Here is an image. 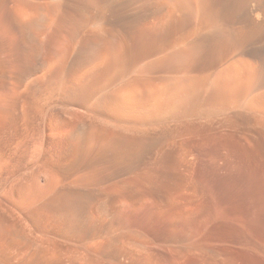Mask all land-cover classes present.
<instances>
[{"label": "bare ground", "instance_id": "6f19581e", "mask_svg": "<svg viewBox=\"0 0 264 264\" xmlns=\"http://www.w3.org/2000/svg\"><path fill=\"white\" fill-rule=\"evenodd\" d=\"M76 1L79 3V0H71L70 2H67L66 0H0V99L4 97L7 92L16 90L17 87L15 88V86H19L20 84V77L16 74L19 60H28L30 57L33 58L32 62L29 63L30 69L27 72L29 74L33 71H40L45 68L48 60L56 59L59 54V49L58 51L54 50L55 52L48 50L50 47H48V35L46 33H52L50 30L51 27H54L55 25L53 26V24L57 23L60 19V21L64 24L62 25L64 27V29H62L64 34H55V36L58 38L61 37L60 40H62V43L65 44L62 45V47L66 46V50L64 49L66 52L71 49V56L74 59L73 62L77 64H75V78H77L74 80L75 86L73 84L72 86L77 89V84L79 89L77 90L78 92L81 90V95L83 92L82 90H85L86 92L87 89L94 90L95 87H99V89L102 88L100 91L98 88L96 89L101 93H99V97L94 96L95 94H93L92 97H97V99L94 98L95 100H93L96 102V106L100 105L101 111L102 108H104L103 110L107 113L105 116H99L95 114L97 113L95 110V113L77 110L79 111L77 114L80 116L74 120L67 113L64 105H60V94V98L57 100L56 105L58 106V112L52 115L48 114L50 116V118L48 117L49 124L47 125V120L45 121L47 126H43L42 128L39 126L30 127L28 126V123H26V126H28L27 128L21 127L19 129L18 127V141L15 151L19 155L17 156L22 163V165L20 163L18 164L21 165V168L19 167V169H22L23 166V170L20 172L21 175L20 173L18 175L19 178L17 183L21 189L23 188V195H29V193H27V188L30 186L31 180L35 182L34 184L31 183L34 185V188L37 185L39 186V190L40 188H43L44 191L46 190L45 192H54L53 194L51 193L53 195L51 198L49 195L48 198L50 199L46 205H53L49 208L51 209L53 207V210H51L54 211V220L51 218L52 221H50L51 224H49V226H52V222H55V224H53V228H56L53 229L52 232L54 230L57 231L56 234L59 236V240H61V242L58 241L57 237H54L56 239L52 238L53 240H51L47 239L48 237L44 238V235L40 236L39 234L32 233L33 231L30 232V230L27 229L26 224L22 221V225H16L17 220L14 218L15 216L11 217L13 216L12 214L10 216L11 219L14 218L16 220L12 221L16 224L12 223V225L9 223L10 225L8 226L9 232L14 239L12 241V245H10L12 250L11 248V251L9 250L12 254L9 253L8 257L3 255L2 257L6 258H3L2 260L1 257L0 264H117L121 262V260H117L114 255V246H116L115 244L119 238L113 233L117 224L125 226L127 230H125L127 232H125L127 240L134 245V248L138 253L146 256H151L152 251L154 252L157 250L154 248V245L162 244L161 238L154 237L152 235L156 227L164 228L170 226L172 221H183V228L185 229L187 237L192 233V227L194 224V202L198 192V186L193 173L195 135L192 131H183L177 121L179 119L171 113L181 100L180 91L182 89L180 90V88L182 84H185L183 83L185 80L183 81V79L178 76L175 77V74L172 75L173 73L171 75L154 76L155 73L153 74L152 72L153 75L149 74L148 76H143L140 74L132 79L129 78L126 81L123 80V77H120L116 79V81H118L117 84L115 83L116 86L110 84L111 81L115 80L118 76L115 75L116 77L114 76L115 78L111 80L114 74H118V70L120 69L118 66L120 63L119 61L121 59L124 60V58L126 59L131 52L128 51V47L131 43L129 42V34H126L125 32L127 28L124 27L126 28L124 29L122 26L121 31H119L118 34L117 29L110 21H108L109 19L104 17V14H106L111 7H114V4L120 2V0H81L86 4V6L88 5L91 8V12L88 10L91 14H85L86 16L84 15L85 17L80 19L82 20L81 23L79 22V19V23L76 22L77 20L69 11V8L71 9L73 5L75 6ZM172 1L176 2V0H166L164 2V7L166 6V14L167 12L170 14L171 10L175 7L174 5H176ZM231 1L235 5L248 7L247 14L256 19V21L262 22L264 20V0ZM159 3L160 2H158V4ZM158 4L155 6H158ZM162 4L163 3H161V5ZM208 4L209 3H207L206 6L207 8ZM79 7L77 8L79 9ZM87 9L89 8L87 7ZM88 11L85 12L88 13ZM166 14L163 18L170 16H166ZM208 16L210 18L212 17L210 13H208ZM33 25H35L34 29ZM124 25L126 26L127 24L125 23ZM166 25L168 26V24ZM61 27L59 28L61 29ZM54 28H56V26ZM82 31L84 33L86 31L88 34H82ZM56 32L60 33L61 31L59 32L56 30ZM51 37L52 39H55L52 35ZM52 39L50 38V40ZM60 40L59 42H61ZM160 40L162 41V38ZM157 41H155V43ZM55 44L56 43L54 42V45ZM155 45L156 44H153V46ZM159 45L160 43L157 46ZM176 45H172L173 47L170 48L172 49V56L179 53ZM143 47H145V45ZM56 48L57 47L54 49ZM45 52H47L46 55ZM61 53L64 55L62 48ZM121 53L122 58L118 59ZM166 53L164 52L163 55ZM48 54L50 55L49 58ZM61 55L59 60L66 57H61ZM69 55L70 54H68V56ZM240 55V51H238L235 55L233 54L230 62L228 61L229 63L224 66V69L227 70L225 72L226 75H232L237 79L243 75L242 70L244 69L241 67V64L244 63V58ZM249 60H251V58ZM116 61L118 64H116ZM115 64L117 65L116 68H118L117 72ZM52 67L55 68L56 66L54 67L53 65ZM63 70L64 68L57 70V72H53L52 70L48 71L44 75H41L40 77L38 76L39 78L31 82V85L34 87V91H36L39 97L46 95L45 97L50 99L55 94L54 92H62L63 89L66 88H64V86H67L68 83L65 84L64 74L59 75L60 71L63 72ZM112 70L115 71L113 75ZM27 73L26 75H28ZM73 73L74 72H72V74ZM23 75L26 76L25 74ZM69 75L71 74L69 73ZM193 77H195V75ZM66 78V81H70V79L68 80L67 73ZM71 79L73 81V78ZM215 80H211V87L216 84ZM247 83L245 85L244 83L238 84L237 88L239 89L238 91H240L238 97L240 98L237 100V109H233L235 110L233 112L234 117H226L223 113L222 114L224 116H217V110H219L222 105L219 107L218 100H220V97L218 98L219 94L217 89L214 90L215 95L211 96V101L209 102L210 106H208L212 109L211 119L209 120L208 138L213 142L216 148L219 145L224 147L225 152L223 151V156L225 159V165L228 161H231L235 163L236 167L237 165L238 168L240 167L239 169L241 173L246 171L247 174H250L255 180V190L257 191V195L255 197L253 195V199L257 200H255L258 204L256 206L259 208H257V210L262 216V224L260 225L262 228L258 230V233L255 235L256 237L252 246L259 260L262 264H264V151L259 149L258 151L255 149V146L253 147L252 145L253 140H256L254 138L258 133L264 137V81L259 80L251 84ZM72 86L68 85L67 89L69 90L65 89L67 90L66 93H64V91L62 93L66 95L67 93L72 92L73 94L76 90L74 91L73 89L71 91L70 89L73 88ZM215 88H217L216 85ZM96 90L94 91L97 94L98 92ZM91 91L89 93H93ZM89 93L87 92L88 95ZM77 94L80 95V93ZM89 96L87 97L88 99L90 98ZM52 98L50 99V103L53 101ZM53 99H55V97ZM62 99L65 100V98ZM50 112L52 111L50 110ZM45 114L43 113L41 116ZM36 117L40 118L39 115ZM36 117H34V119H36ZM43 119L40 121L43 122ZM243 119L245 122L247 121L246 126H243ZM229 121L234 122L237 126H230ZM33 122L34 121H32V124ZM235 128H237V132L233 131ZM93 130H95L94 135L91 133ZM94 142L98 147L99 152L97 153L100 158L101 156L112 152H116L118 155L128 158V162L125 164L127 168H125L128 169V173H131V175H127V177L132 176V179L124 177H121L124 179L119 178V184L126 190L123 195H117L104 188L105 183L112 182L111 180L115 178L114 175L119 172L118 170H106L107 175L104 176L89 175L95 172V170L100 167V164L92 160L87 162L80 161L81 157L85 155L87 156L90 149L89 147ZM230 143H233V145H230ZM37 144L43 146L42 149H44V152L41 151V149L39 150L40 153H38L39 151H37V147L39 145ZM92 146L94 148V145ZM174 149L178 151L183 163V169H181V166L178 165H168L163 160L167 151ZM218 149L220 151V148ZM219 154L222 153L219 152ZM213 156L216 155L213 154ZM146 157L152 160L150 175H144L140 167ZM106 167H108V165L105 166V168ZM125 173V171L124 174L122 172L123 175H125ZM250 175L249 177L251 178ZM243 176L245 175L241 174V178H243ZM245 179L243 181H245ZM13 182L16 183L15 180ZM248 182L249 181L246 183ZM252 183H248L249 185H247L251 187L250 185H253ZM21 185L24 186L21 187ZM242 185L244 188L247 186L244 185L243 182ZM15 187L13 186L12 188L14 189ZM30 188H33L32 185ZM3 189L1 192L5 191ZM16 191L17 193L21 192L19 190ZM13 192L15 193V191ZM29 192L31 193L30 190ZM39 193L37 191V197H39ZM92 193H98L102 196L98 203L93 202L92 199V201H89V199L92 198L89 195ZM1 195H3V193ZM32 195H30L31 198H33ZM14 197L18 198L15 194ZM23 198L21 199L19 197L21 200H23ZM19 199H16L17 202H19ZM37 199L35 198V200ZM38 201H36V205ZM86 202L87 205L85 204L86 206L84 208V203ZM27 203L30 205L28 201ZM20 204H22V202H20ZM5 205L6 204L3 206ZM42 205H44V208L46 207L45 204ZM22 206L23 205L20 207ZM37 206L40 208L39 204ZM126 206L127 213L135 211L137 208H141V210H143L144 214H142V217L138 218V221H140L144 226L143 229H133L134 227L130 229L127 226V223L129 224V222L126 221L127 218L125 219L121 216V212ZM49 208H47V210H50ZM79 208L81 212L82 209L84 210L81 215H78V212H76L80 211L77 210ZM40 209L38 210L41 211ZM38 210L36 209V211ZM45 210L42 208V213ZM6 211L7 209L4 210L5 213ZM9 213L11 214V212H8L7 214ZM2 215L5 216L3 213ZM46 216L44 215V217ZM0 220H2V218H0ZM7 221L11 222L9 219ZM99 223L102 224L101 233H98L96 229L97 224ZM5 224L4 222L0 223V226L2 227L8 225ZM41 224H43V222H41ZM41 224L38 222V225ZM89 224H93L94 228L92 230L91 228L89 230L86 229ZM35 227L40 230L38 228L39 226ZM45 227L43 224L42 228L45 229ZM2 228L5 229L4 227ZM1 229L0 232L2 233L4 230L2 229L1 231ZM43 229L42 231H44ZM5 231L6 233L8 232L7 229ZM42 231L40 230V233H42ZM47 231L49 230L47 229ZM53 234L54 236L56 235L55 231ZM176 235L171 238L169 244V253L173 257L174 261L176 260L178 252L181 250L188 253L191 252V249L188 248V246H185L184 248L182 243L179 245L180 242L177 240ZM52 243L55 245L58 243L59 245L57 244L56 246L58 248H54V244L52 246ZM89 250L94 251L93 253H89ZM3 251L2 253L4 254L5 251ZM6 252L8 253V251Z\"/></svg>", "mask_w": 264, "mask_h": 264}, {"label": "rangeland", "instance_id": "374dc122", "mask_svg": "<svg viewBox=\"0 0 264 264\" xmlns=\"http://www.w3.org/2000/svg\"><path fill=\"white\" fill-rule=\"evenodd\" d=\"M66 1L70 2L71 0L70 1L66 0ZM165 1H162V0H155V1L154 0H126L125 2V0H122V1L120 0V2L113 5L114 7L110 8L111 11L108 10V12L104 14V17L105 18L107 17L106 19H109L108 21H110L113 24V26L117 29L118 34H119V31H121L122 26L123 28L124 27L127 28V29L126 28L124 29H126L125 30L126 34H129V42L131 43V45H129L128 47V51L129 52L131 51L127 57L128 59L124 58V60L121 59L122 61L118 60L120 62L119 64L116 61V64H118L120 69L118 70V68H116L117 65L115 64V69H116V72L118 70V74L113 75L115 71L112 70L113 77L111 78V80L116 77L115 75H118V76L115 78V80H113L114 83L111 80H110L111 83L110 81L109 83L116 86L115 83L117 84L118 82L116 81V79L120 77H123V80L126 81L129 78L132 79L133 77H136L137 75H140V74L143 76H148L149 74L153 75L154 73H155L154 76L171 75L173 73L172 75L175 74V77L178 76L179 78H182L183 81L185 80L183 82L185 84H182L180 88V90L182 89L180 91L181 100L171 113L172 115L176 116L177 119H179L177 121L179 122V125L183 131H192L195 135L194 136L193 173H194L196 184L198 186V192L196 194L195 202H194V224L192 227V233L188 237L186 235L185 229L183 228V221H178V222L172 221L170 226H167L164 228L156 227L152 235L154 237L161 238L162 244L154 245V248L157 250L154 252L152 251L151 256H146L144 254L138 253L135 250L134 245L131 242H129V240H127V237L125 234L127 230L125 226L121 224H117L116 225L117 227H115L113 231L114 235L116 234L115 236L119 237L115 244L116 246H114L115 248L114 255L116 256L117 260H121V262L117 264H262V262L259 260L252 246L254 239L256 237L255 235L258 233V230L262 228V226H260L262 224V216L257 210L258 206L256 205L258 204L257 202H255L256 199H253V195L254 197L257 195V191L255 190L256 188L255 180L252 178L250 174H247L246 171H244V173L243 172L241 173L239 169L240 167L238 168V165L236 167L235 163L228 161L225 165L224 163L225 159L223 156V153L225 152L224 147L219 145L216 148L213 142L208 138L209 120L211 119V115H212V109L208 106H210L209 102L211 101L210 100L211 96L215 95L214 90L217 89V92L219 94L218 98L220 97L219 98L220 100H218L219 107L220 105H222V107H220L219 110H217V116L225 115L226 117H234L233 112L237 109V104H238L237 100L238 98H240L238 97V95L240 94V91H238L239 89L237 88L238 84L244 83L245 85L247 82L251 84L259 80L264 81V20L262 22L256 21V19H254L253 17L247 14L248 7L242 6V5H235L231 0H219V1L218 0L216 1L214 0H197V1L196 0L194 1L193 0H178V2L176 0V2L172 1L176 5H174L175 7L173 8V10H171L170 14L169 12H167L166 14V9H165L166 6L164 7ZM158 2L160 3L158 4ZM77 3L78 1H76L75 6L73 5L71 9L69 8V11L73 14L72 16L77 20L76 22H78V19H79V22L81 23L82 20L80 19L84 18L86 15L91 14L90 13L91 8L88 5L86 6V4L83 3V1L81 0H79L78 4ZM161 3L163 4L161 5ZM207 3H209L208 8L206 7ZM157 4L158 6H155ZM77 7H79V9ZM87 7L89 9H87ZM85 11H88V13ZM208 13H210V15L212 16L211 18L208 16ZM82 14H83V17H82ZM165 14L166 16L167 15H170V16L163 18ZM57 23L53 24V26L55 25L56 28H54L55 26L51 27L50 30L52 31V33L50 32L46 33L48 35L47 36L48 47H50L48 50L55 52V51H58L59 49L60 52L58 51V53L60 54L61 48H62L64 55L62 53H61L62 55L61 54L60 55L61 57L66 56L67 58L64 57L63 59L59 60L60 55L57 53L59 56L57 55L56 59L48 60L45 68H43L40 71H33L32 73H29V74L27 73L30 69L29 63L32 62L33 58L30 57L28 60L26 59L19 60L16 74L19 75L20 77V84L19 86L17 85L15 86V88L17 87L16 90L9 91L7 92V94L5 93L6 95L0 99V135H1L0 136V186L4 185L0 187V192L3 188H4L3 190H5L0 193V201L2 202V203L0 202V205H2L0 206L1 207L0 216L2 215V213L5 215V216L2 215L0 217L2 218V220H0V223L4 222V224L5 223L8 224L7 226H2L5 229H3L0 226V229L2 228L4 230L2 231L1 229L2 233L0 232V258L3 255L8 257V254L11 253L10 251L12 250L10 245H12L13 243L12 241L14 239L11 233L9 232V227H8L10 225L9 223L11 224L13 223L12 221L17 220L16 222L17 224L15 222L14 223L19 226L23 222L24 224H26L27 229L30 230V232L33 231L32 233L39 234L40 236L44 235L43 236L44 238L48 237L47 239H51V240L56 239L54 237H57L58 241L61 242V240H59V236L56 234L57 231L54 230L56 234L55 236L53 234L54 231L52 232V230L56 228V227L53 228V224H55V222H52V226L51 225L49 226V224H51L50 221L54 220V217H53L54 211H52L53 207L51 208L52 210L49 208L53 205L52 204L51 206L46 205L48 204L49 199L53 196L52 194L54 192H51L52 194L49 191L45 192L46 190L44 191L43 188H40L39 190V186H37L36 184L35 185L37 187L35 186L36 188L35 189L33 185L35 182L30 179L31 182H30V186L28 187L29 189L27 188L28 192L26 191L27 193H29V195L28 194L23 195L22 193L23 188L21 189L17 183V180L19 178L18 175L23 170V166H22V169H19V167L21 168L22 163L19 160V157H18L19 155L15 151L17 148V141H18L17 133L19 129L21 127L27 128L28 126L30 127L39 126L40 128H42L43 126H47L49 124V119H48V117L50 118L49 115H52L58 112V106L56 105H57V100H59L60 98V94H61L60 105H64V108L66 109L67 113L74 120H76L80 116V115L78 116L77 113H79V111L77 110L87 111V112H92V113H95L97 111V113L95 114L99 116L100 115L105 116L107 114L103 110L104 108H102V111H101L100 105L96 106V102L93 101L95 100L94 98L97 99V97L100 96L101 93L99 91L102 88L99 89V87H97L99 89V91H97L96 90L97 88L95 87L94 90L98 92L97 94L92 89L90 90L87 89L88 91L86 90V92L85 90H82L83 92L81 95V92H80L81 90L78 92L79 89L77 87V84H76V88L78 90L72 86V84L75 86L74 80L77 78V77L75 78L77 64L73 62L74 59L71 56V49L69 48L70 50L66 52L65 51L66 46L62 47V45H65V44H63L62 40H60L61 37L58 38L57 36H55V34H64V31L62 30L64 29V27L62 26L64 24L60 21V19L59 21H57ZM59 23H62V24H59ZM125 23L127 24L126 26L124 25ZM166 24H168V26ZM34 27L35 25H33V29ZM59 27H61V29ZM56 30L59 32L61 31V32L58 33L56 32ZM82 34H88V33L85 31V33L83 32ZM51 35L55 39H52ZM50 38L52 40H50ZM161 38H162V41L160 40ZM59 40L61 42H59ZM155 41H157L158 43L157 42L155 43ZM54 42L56 43L55 45H54ZM150 43L152 44V46ZM159 43H160L159 45L160 47L157 46ZM153 44H156V45L153 46ZM176 44H178L179 46ZM144 45L145 47H143ZM172 45L177 46L178 52H179L177 53V55H173V56L171 55L172 49L170 48L173 47ZM55 47H57L56 48L57 50L54 49ZM161 51L163 53L164 52L165 53L168 52V53L163 55ZM238 51H240V54H241L240 56L244 58V63L241 64V67H243L244 70H242L243 75L237 79L236 77H233L232 75H226L225 72L227 70L224 69V66H226V64L230 62L232 55L233 54L235 55L236 53H238ZM67 53L70 55L68 56ZM46 54L47 52H45V55ZM121 56H122V53L121 55H119L118 59L122 58ZM49 57L50 55L48 56V58ZM250 58L251 60H249ZM53 65L54 67L55 66L56 67L53 68L52 67ZM160 66L162 67V69ZM62 67L64 68L63 72L65 71L66 72L63 73L62 71H60L59 75L64 74V81L66 82L65 84L68 83L69 86L73 87V88L68 87V88H71L70 89L71 91L73 89L74 91L75 90L76 91L74 92L75 94L74 93L72 94V92H69L71 94L67 93L66 94L67 96H66L64 93H66V91L69 89H67L68 85L64 86V88L66 87L65 89L67 90L63 89L64 93H62L63 91L57 92V93L54 92L55 94L54 93L53 94L55 96L54 95L53 96L55 97V99H53L54 98L53 96H52L53 98L51 97L54 102L51 100L52 102L50 103L51 98L47 99V97H45L46 95L41 96V97L37 95L36 91H34L33 85H31V82L39 78L41 75H44L48 71L52 70L53 72H57V70L63 69ZM72 72L74 73L72 74ZM26 73L28 75H26ZM66 73H67L68 80L70 79V81H66L67 80ZM69 73L71 75H69ZM23 74H25L26 76H24ZM193 74L195 75V77H193L194 76ZM71 78H73V81ZM190 79L193 81H191ZM212 79L214 80L217 79L215 80L216 81L215 85L217 86V88H215V85H213L212 87L210 86L211 85L210 82ZM90 91L93 93H89ZM87 92L91 96H89ZM77 93H80V95H78ZM93 94H95L94 96H97V97H94V96L92 97ZM88 96L90 97L89 99L87 98ZM62 98H65V100H63ZM48 110L49 112L50 110L52 112L49 113ZM43 113L44 114L46 113V114L42 115L43 116L42 117L41 114ZM37 115H39L40 118L36 117ZM34 117H36V119H34ZM43 118H46V119H43ZM41 119H43L44 121L41 122L42 121ZM31 120L34 121L33 124ZM39 121L41 122L42 126L40 125ZM45 121L47 125L45 124ZM26 123H28V126H26ZM242 123H243V126H246L247 121L245 122V120L243 119ZM229 125L233 127L237 126L232 121H229ZM233 131L237 132V128H235ZM91 133L92 135H94L95 130H93ZM261 136L262 135L258 133L257 136L254 138L256 140H253L252 145L253 147L255 146V149L264 151V137L263 136L261 137ZM92 145H94V148ZM230 145H233V143H230ZM39 146L37 147L38 149L36 148L37 151L43 148V146L41 145ZM96 147L97 146L95 142L91 144V146L89 147L90 149L88 151L87 156L85 155L81 157L80 161L87 162L89 160H92L100 164V167L97 170H95V172L89 175L104 176V175H107L106 170H111V171L118 170L119 174L115 173L114 175L115 178L111 180L112 182H108L110 185L108 183H105L104 188L107 189V191H111L117 195H123L126 190L123 189V187L119 184V180H120L119 178L124 177L127 179L129 178L132 179V176L127 177V175L129 176L131 175V173L127 172L128 169H126L127 167L125 166V164H127L128 162V158L127 157L124 158L123 156L118 155L116 152L107 153L106 155H103L100 158V156H98L99 154L97 153L99 152L98 147L97 148ZM218 148H220V151ZM43 150L44 149H42L41 151ZM219 152L222 154H219ZM38 153H40V151ZM213 154L216 156H213ZM163 160L168 165H171V166L178 165V166H181V169H183L182 160L178 154V151L175 149L168 150L166 155L163 157ZM215 161H216V164H215ZM151 162L152 160L146 157L143 163L141 164L140 167L144 175H150ZM19 163L21 165H18ZM107 165L108 167L105 168V166ZM235 168H237L238 170ZM124 171L126 172L125 175H123ZM239 171H240V175H239ZM241 174L245 176L241 178ZM249 175L251 176V178L249 177ZM124 178H121V179H124ZM244 179L245 181H243ZM14 180L16 181V183L13 182ZM247 181H249L248 183L250 184L253 182L252 183L253 185H250L251 187H249L248 186L249 184L246 183ZM242 182L244 185H247V184L248 185L245 186L244 188V186L242 185ZM12 183H14L15 185ZM31 185L33 188H30ZM10 186L11 188L13 186L14 187L16 186L15 188L17 189L12 188L11 190ZM23 186L24 185H21V187ZM16 190L21 191L20 192L21 194L19 192L17 193ZM29 190L31 191V193L29 192ZM9 191H11L12 193ZM13 191H15V193ZM37 191L38 193L40 192L38 194L39 197H37V194H36ZM2 193L3 195H1ZM42 193H44L45 195ZM14 194L18 198H15ZM40 194H41V197L43 198L40 197ZM30 195H32L34 199L31 198ZM49 195H50V198H48ZM89 196L92 197L89 199V201L93 200V202L95 203H98L102 198V196L98 193H94V194L92 193ZM19 197L21 199L24 197L26 200L24 198L23 200H21L19 199ZM35 198L36 199L39 198V199L35 200ZM16 199L17 200L19 199V202H17ZM28 199L31 201H29ZM23 201L25 202V204ZM27 201L29 202L30 205H28ZM36 201H38L37 205L39 204L41 209L39 208V206L36 205ZM20 202H22V204H20ZM4 204L6 205L3 206ZM42 204H45L46 207L44 208V205ZM85 204L87 205V202L84 203V208L86 206ZM21 205L23 206L20 207ZM32 208H34L35 210ZM42 208L43 210L46 209L44 211L45 213L44 212L42 213ZM47 208H49L50 210H47ZM6 209L7 211L9 210L8 212H11V214L10 213L7 214L8 213L7 211L5 213L4 210ZM36 209L37 210L40 209L41 211L39 210L36 211ZM77 210H80V208ZM83 211L84 210L82 209V212ZM135 211L127 213V206H126L123 208V211L121 212V216L125 219L127 218L126 221L129 222V224L127 223V226L130 229L133 227H134L133 229H143L144 226L140 221H138L139 220L138 218L142 217V214H144V212L143 210H141V208H137ZM37 212L38 213L40 212L41 214L39 213V215L37 216L38 214ZM76 212H78V215L82 214L81 210L76 211ZM12 214L13 216H11ZM44 215L45 216L47 215V216L44 217ZM10 216L11 217L15 216L14 218H16V220L14 218H12L14 219L12 220ZM6 219L7 220L9 219L11 222L7 221ZM34 220L36 223L34 222ZM38 222L39 224L43 222L44 227L49 226L51 228L45 227V229H43L42 228L43 224L38 225ZM35 226L37 227L39 226L38 228L41 231L42 229L46 231L45 232L42 231V233H40V230H38ZM40 226L42 229L40 228ZM88 226H87L88 228L86 227V229L88 230L90 228L91 230L94 228L93 224H89ZM101 228H102V224L101 223L97 224L96 229L98 233H101V230H102ZM6 229L8 230L7 233L5 231ZM47 229L49 231H47ZM175 235L177 237V240L180 242L179 245H181L182 243L184 245V248L185 246H188V248L191 249L190 250L191 252L188 253L184 250H181L180 252H178L176 260L174 261L173 257L169 253V244H170L171 238L174 237ZM53 244L54 243H52V246ZM57 244L56 245L54 244L53 247L55 248ZM5 246L6 248L8 247L9 249L8 248L6 249ZM3 250L5 251L4 254L2 253ZM6 251H8V253ZM93 251L89 250L88 252L93 253ZM6 257H2V260L3 258H6ZM173 261L176 263H174Z\"/></svg>", "mask_w": 264, "mask_h": 264}]
</instances>
